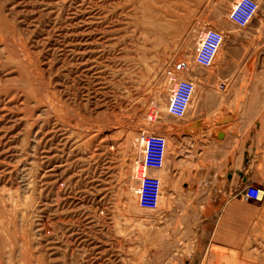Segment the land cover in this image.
I'll list each match as a JSON object with an SVG mask.
<instances>
[{
	"label": "rangeland",
	"instance_id": "rangeland-1",
	"mask_svg": "<svg viewBox=\"0 0 264 264\" xmlns=\"http://www.w3.org/2000/svg\"><path fill=\"white\" fill-rule=\"evenodd\" d=\"M232 1L0 0V264H190L202 197L176 195L163 169L158 209L138 207L136 139L178 121L166 71L213 75L196 42L205 27L241 28ZM253 139V239L195 264H264V113Z\"/></svg>",
	"mask_w": 264,
	"mask_h": 264
},
{
	"label": "crops",
	"instance_id": "crops-1",
	"mask_svg": "<svg viewBox=\"0 0 264 264\" xmlns=\"http://www.w3.org/2000/svg\"><path fill=\"white\" fill-rule=\"evenodd\" d=\"M223 31L213 75L195 81L185 116L166 133V178L181 183L176 195L202 197L189 209L190 264L211 246L239 251L253 239L255 205L244 188L261 179L253 133L255 117L264 113V16Z\"/></svg>",
	"mask_w": 264,
	"mask_h": 264
},
{
	"label": "built area",
	"instance_id": "built-area-1",
	"mask_svg": "<svg viewBox=\"0 0 264 264\" xmlns=\"http://www.w3.org/2000/svg\"><path fill=\"white\" fill-rule=\"evenodd\" d=\"M258 9L259 0H233L228 12V20L243 28L256 16ZM224 37L223 29L215 27L202 29L196 42L194 62L204 68L211 67L224 42ZM173 74L172 70L166 71V76L173 84L170 88L167 112L173 117L182 118L191 104L196 83L191 78L177 80ZM218 86L224 90L226 85L220 83ZM152 116H154L152 113L148 114L147 121L153 122ZM136 142L138 151L132 171L137 185L133 192L138 207L155 211L159 207L162 194V179L159 172L165 169L166 137L140 129ZM244 195L247 199H257L260 196V189L254 184H247L244 188Z\"/></svg>",
	"mask_w": 264,
	"mask_h": 264
},
{
	"label": "bare ground",
	"instance_id": "bare-ground-1",
	"mask_svg": "<svg viewBox=\"0 0 264 264\" xmlns=\"http://www.w3.org/2000/svg\"><path fill=\"white\" fill-rule=\"evenodd\" d=\"M173 75H174V77H175V74H173ZM177 80H179V79H177ZM170 81H171V80H170ZM172 86H173V84H172ZM172 86H171V87H172ZM152 117H153V119L155 120V116H152ZM147 120H148V119H147Z\"/></svg>",
	"mask_w": 264,
	"mask_h": 264
}]
</instances>
